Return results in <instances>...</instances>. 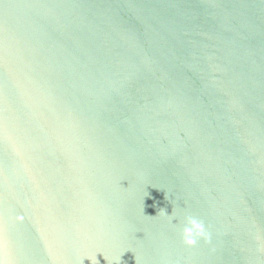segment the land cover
<instances>
[{
    "label": "water",
    "instance_id": "obj_1",
    "mask_svg": "<svg viewBox=\"0 0 264 264\" xmlns=\"http://www.w3.org/2000/svg\"><path fill=\"white\" fill-rule=\"evenodd\" d=\"M85 258L264 264V0H0V264Z\"/></svg>",
    "mask_w": 264,
    "mask_h": 264
},
{
    "label": "clouds",
    "instance_id": "obj_2",
    "mask_svg": "<svg viewBox=\"0 0 264 264\" xmlns=\"http://www.w3.org/2000/svg\"><path fill=\"white\" fill-rule=\"evenodd\" d=\"M176 210L173 212L171 216L166 215L164 212H161L163 215L167 216L169 218V223L172 227L176 228L177 224H173L174 219H178L180 223V218L176 216L175 214ZM160 213V214H161ZM183 228H182V239L184 243L188 246H195L197 243V240L205 235V228L202 221L198 220L195 217L192 216H186L183 221ZM90 261V264H100V261L98 258H96V261L94 262L91 258H85ZM84 261V260H83ZM83 261H81V264H83Z\"/></svg>",
    "mask_w": 264,
    "mask_h": 264
}]
</instances>
